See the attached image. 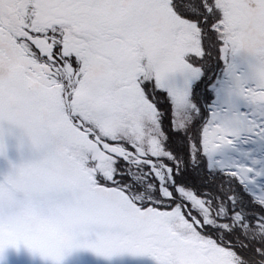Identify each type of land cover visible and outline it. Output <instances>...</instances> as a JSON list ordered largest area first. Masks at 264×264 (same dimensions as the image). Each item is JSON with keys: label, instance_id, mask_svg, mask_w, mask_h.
I'll return each instance as SVG.
<instances>
[{"label": "snow or ice", "instance_id": "obj_1", "mask_svg": "<svg viewBox=\"0 0 264 264\" xmlns=\"http://www.w3.org/2000/svg\"><path fill=\"white\" fill-rule=\"evenodd\" d=\"M0 264H264V0H0Z\"/></svg>", "mask_w": 264, "mask_h": 264}, {"label": "rangeland", "instance_id": "obj_2", "mask_svg": "<svg viewBox=\"0 0 264 264\" xmlns=\"http://www.w3.org/2000/svg\"><path fill=\"white\" fill-rule=\"evenodd\" d=\"M7 128L11 126L5 125ZM21 130L11 128V134L7 138V152L5 156H0V178L7 175L12 170V165H19L26 162L29 157V151L26 146L21 149L20 143L22 139ZM7 264H45L39 257L32 259L26 254H17L14 250L8 253ZM66 264H77V261L69 257Z\"/></svg>", "mask_w": 264, "mask_h": 264}]
</instances>
